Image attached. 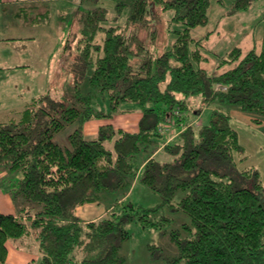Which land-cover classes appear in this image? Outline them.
Returning <instances> with one entry per match:
<instances>
[{"label": "trees", "instance_id": "obj_1", "mask_svg": "<svg viewBox=\"0 0 264 264\" xmlns=\"http://www.w3.org/2000/svg\"><path fill=\"white\" fill-rule=\"evenodd\" d=\"M113 1L115 22L128 12L123 25L107 27L111 20L105 7L82 10L67 40L64 51L77 75V99L70 102L49 92L28 104L19 118L0 123V171L21 172L7 190L15 203L23 200L39 209L28 218L0 212V264H8L11 241L30 236L39 243L41 264H72L80 247L86 253L81 264H123L122 243L131 237L126 226L139 220L145 227H167L172 219L157 221L155 214L179 191L185 196L178 207L193 220L186 227L191 236L172 233L179 255L165 264H264L261 172L253 168L235 174L236 155L245 147L231 115L214 110L207 125H197L198 119L188 115L189 99L200 97L204 106L217 102L264 118V47L245 55L234 49L218 64L230 69L213 75L201 66L208 59L204 42L191 35L208 24L212 0ZM259 1L235 0L231 13L248 11ZM169 11L175 13L169 25L184 29L170 26L177 40L157 56L149 44L159 40L163 29L156 26ZM86 79L88 93L81 86ZM93 91L109 96L110 110L94 106ZM127 103L142 108L139 132L106 124L94 139L86 137L87 122L112 119ZM71 127L70 146L57 143L56 137ZM173 134L177 137L170 141ZM138 180L161 194L164 203L140 209L122 201L120 213L112 210L87 223L78 217L79 207L100 202L104 193H129ZM246 180L250 186H244Z\"/></svg>", "mask_w": 264, "mask_h": 264}, {"label": "rangeland", "instance_id": "obj_2", "mask_svg": "<svg viewBox=\"0 0 264 264\" xmlns=\"http://www.w3.org/2000/svg\"><path fill=\"white\" fill-rule=\"evenodd\" d=\"M88 0H0V123L9 122L14 118H19L20 113L25 107L36 98L51 93L53 97L65 98L70 102L76 97V79L77 75L68 67L67 54L64 51L67 40L72 33L76 32V16L80 11L86 10V7L80 6ZM91 1V0H90ZM128 2L132 0H127ZM235 0H212L211 25L208 27H199L192 30L191 35L199 37L208 34L211 31L214 20L220 16L222 11L230 12L228 25L223 28L222 36L218 33L209 41L205 39L203 50L204 56L208 58L202 63V68L208 69L213 75L221 74L228 69L230 65L219 68L218 64L222 56L231 52L235 47L243 48L244 55L252 49L258 52L264 47V0L253 4L248 11H239L231 13ZM81 2V4H79ZM99 6L104 5L109 10V23L107 27L123 25L128 12L115 22L116 4L113 0L100 1ZM39 8L34 9L32 18L38 17L40 22L26 24L24 20L18 19L16 12L20 7ZM95 9L93 5H90ZM98 6V7H99ZM48 12L49 15H46ZM161 21L157 28L163 29L160 38L156 44H149L154 55H159L169 50L177 40L172 30H183V24H170L175 13L169 11L163 13ZM38 15V16H37ZM213 36V35H212ZM249 36V41L244 38ZM17 37L23 40H10ZM141 37L146 40V33ZM252 46V48H250ZM75 50V49H74ZM30 63V68H19V64ZM94 68L89 72L92 76ZM86 79L81 84L84 93L91 91L89 81ZM93 104L96 108L105 111L110 110L109 96L100 92L93 91ZM200 97L190 98V109L188 115L195 119L197 125H207L212 117L214 110L221 109L226 114L231 115L232 125L238 131L240 143L245 147L243 154L236 155L235 174L244 172L245 169H258L261 172L262 181H264V118L244 111H240L233 106H225L221 103L213 102L204 106ZM122 110L139 107L138 104H125ZM196 112L200 114L195 115ZM118 113L116 115H120ZM259 120L261 121L260 123ZM169 129V128H168ZM71 129L65 130L56 137V142L65 146H70L68 138ZM67 138V144L61 143L63 138ZM61 140V141H60ZM149 152H144L138 157V162L146 160ZM161 156V159H166ZM0 184H16L21 178V172H9L4 169L0 171ZM244 186H250L249 181L243 182ZM184 192L179 191L172 204L164 203V197L153 192L148 186L135 181L131 191L119 193H104L101 201L95 203L91 208H87L81 213V221H85L89 216L98 213H104L106 217L110 211L122 212L123 206H117L118 203L133 204L136 208H154L161 206L159 212L155 215L158 221L162 217H169L172 222L165 228L145 227L139 220H134L126 226L130 232V239L124 241L120 255L125 256L126 261L123 264H165L168 257L179 255L178 246L172 242V233L181 231L183 238H190L191 232L186 227L193 224L192 218L178 207V203L183 199ZM24 242V246H18ZM9 264H41V252L37 239L34 236L17 241L10 242ZM152 248H157L158 256H154ZM162 256V257H159ZM85 248L80 247L75 254V260L72 264H81L85 259Z\"/></svg>", "mask_w": 264, "mask_h": 264}, {"label": "crops", "instance_id": "obj_3", "mask_svg": "<svg viewBox=\"0 0 264 264\" xmlns=\"http://www.w3.org/2000/svg\"><path fill=\"white\" fill-rule=\"evenodd\" d=\"M222 1L223 0H220V4L221 5H223ZM79 4H81V2H79ZM98 4L99 3L96 4L93 0H91V1L88 0V3H86L84 1L83 4H81L80 6L86 7V10H93V7L90 6V5H93L94 7L99 8L100 6ZM103 7H104V5H103ZM34 9H36V11H37L39 8H37V7H34V8L33 7L32 8L28 7L27 8V7H24V6L20 7V10H18L16 12V16H17V18L19 20L20 19L24 20V22L26 24H32V23H35V22H40L41 19H39L38 17L31 19V16L33 14L32 11H34ZM210 11H211V8L209 10L208 27L211 25L212 19H214ZM219 11H221V14H220V16L215 18V20L213 22L214 25H213L211 31H209L208 34L202 35V36H199V37H194L193 36L196 40H202L204 42L205 39H207V40L210 41L216 35V33H218L220 36H222V33L224 31L223 28L225 29L226 26L228 25V23H230V22H228V19L230 17L229 16L230 12H226L225 13L224 11H222L221 7L219 8ZM46 15H49L48 12L46 13ZM249 38L250 37L247 36L244 39L246 41H249ZM10 40H14V41L21 40L22 41L23 38L20 39V38H17V37H13V38H10V39H8L6 41H10ZM263 42H264V40H263ZM236 48H241V47H235L234 49H236ZM250 48H252V46ZM241 49L243 50V48H241ZM226 55H228V54H226ZM226 55H224V56H226ZM224 56H222V57H224ZM18 66H19V68H22V67L30 68L32 65L30 63H25L23 65L19 64ZM130 104H132V103H130ZM121 113L122 114L116 115L112 119L94 120V121L87 122L85 124V128H84V131L86 133V137L88 139H94V137H96L99 134L100 127L105 126L106 124H112V125H114V127L116 129L117 128H121V129H123V130H125L127 132L128 131L129 132H133V133L139 132V130H140L139 129V124H140L141 119L143 118L142 117L143 113H142V111L139 110V107H136V108L131 107V108L126 109V111L122 110ZM169 136H170L169 137L170 141H173L177 137L176 134L169 135ZM66 140H67V138L64 137L61 143L67 144ZM162 148H163V145L162 144L159 145L158 152L156 153V155L161 153ZM0 178H2V176H0ZM7 188H8L7 185H5V184L3 185L2 183L0 184V212L1 213L5 214V215L6 214H12V215H15V216L22 215V216H24L26 218L36 214L37 210H39L37 206H34V205L30 204V203L27 204L23 200H19V201H17L15 203L11 193L7 190ZM92 205H94V204H86V206L79 207L77 209L78 217L80 219H82L81 213L85 212L87 210V208H91ZM104 216H105L104 213H98V214H95V215H92V216L90 215L89 216L90 218H86V220L82 221V222L87 223V222H92V221H98V219H101ZM9 246H10V243H9ZM18 246H24V242L19 243ZM9 249H10V247H9ZM10 252H11V249H10ZM40 252H41V250H40ZM41 258H42V253H41ZM9 263H10V261H8V264Z\"/></svg>", "mask_w": 264, "mask_h": 264}, {"label": "built area", "instance_id": "obj_4", "mask_svg": "<svg viewBox=\"0 0 264 264\" xmlns=\"http://www.w3.org/2000/svg\"><path fill=\"white\" fill-rule=\"evenodd\" d=\"M176 115H180V111L179 110L176 112ZM167 130H170V129L167 128Z\"/></svg>", "mask_w": 264, "mask_h": 264}]
</instances>
